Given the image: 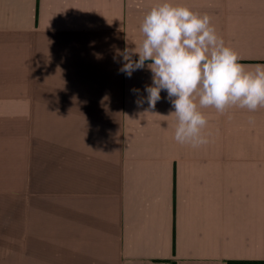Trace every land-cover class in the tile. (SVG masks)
<instances>
[{"label": "crops", "instance_id": "1", "mask_svg": "<svg viewBox=\"0 0 264 264\" xmlns=\"http://www.w3.org/2000/svg\"><path fill=\"white\" fill-rule=\"evenodd\" d=\"M160 2L0 0L12 264H264V107L202 109L210 142L192 148L174 140L166 91L149 109V62L120 71L117 50ZM169 2L264 63V0Z\"/></svg>", "mask_w": 264, "mask_h": 264}, {"label": "clouds", "instance_id": "2", "mask_svg": "<svg viewBox=\"0 0 264 264\" xmlns=\"http://www.w3.org/2000/svg\"><path fill=\"white\" fill-rule=\"evenodd\" d=\"M140 32L139 44L117 50L123 58L120 71L131 77L149 62L152 84L145 88L146 102L154 110L161 92H167L174 109L167 117L175 118L178 144L199 148L210 142L202 109L224 115L229 108L256 112L264 107V63H242L207 13L161 0L145 15Z\"/></svg>", "mask_w": 264, "mask_h": 264}, {"label": "rangeland", "instance_id": "3", "mask_svg": "<svg viewBox=\"0 0 264 264\" xmlns=\"http://www.w3.org/2000/svg\"><path fill=\"white\" fill-rule=\"evenodd\" d=\"M10 195L0 197V264H12Z\"/></svg>", "mask_w": 264, "mask_h": 264}]
</instances>
